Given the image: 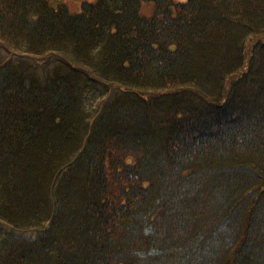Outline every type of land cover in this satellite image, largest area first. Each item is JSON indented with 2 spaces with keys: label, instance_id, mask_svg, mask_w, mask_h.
<instances>
[{
  "label": "trees",
  "instance_id": "obj_1",
  "mask_svg": "<svg viewBox=\"0 0 264 264\" xmlns=\"http://www.w3.org/2000/svg\"><path fill=\"white\" fill-rule=\"evenodd\" d=\"M49 1L0 0V264H264V0Z\"/></svg>",
  "mask_w": 264,
  "mask_h": 264
},
{
  "label": "rangeland",
  "instance_id": "obj_2",
  "mask_svg": "<svg viewBox=\"0 0 264 264\" xmlns=\"http://www.w3.org/2000/svg\"><path fill=\"white\" fill-rule=\"evenodd\" d=\"M69 2V6L76 10L79 7V2H72V1H68ZM143 12L145 14H147L148 16H150V14L152 13V6L151 5H147ZM11 50L8 49L1 41H0V57L3 56L4 58H9L12 57L11 54ZM25 57V62H27V64L30 66L31 70H33L34 72H36L38 74V76L42 77L45 75V71H51L54 68H65L66 70H70V67L67 66V63H65L64 60H61L60 58H53V57H32V56H24ZM16 59V58H15ZM48 68V69H46ZM101 85V84H99ZM99 95L102 96L103 92L102 90L99 89ZM107 96V94H106ZM101 97L97 98L96 100L92 99L91 97L88 98L87 101V108L90 109L92 107H94L98 100ZM0 225L3 226H7L4 222H2L0 220Z\"/></svg>",
  "mask_w": 264,
  "mask_h": 264
},
{
  "label": "water",
  "instance_id": "obj_3",
  "mask_svg": "<svg viewBox=\"0 0 264 264\" xmlns=\"http://www.w3.org/2000/svg\"><path fill=\"white\" fill-rule=\"evenodd\" d=\"M64 0H53L49 6L50 8H56L58 6L59 3H62ZM75 1H79V0H75Z\"/></svg>",
  "mask_w": 264,
  "mask_h": 264
}]
</instances>
